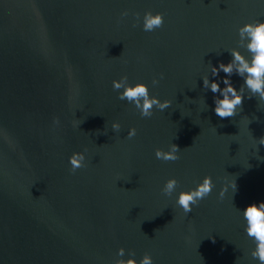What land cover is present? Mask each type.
<instances>
[{"label": "water", "instance_id": "1", "mask_svg": "<svg viewBox=\"0 0 264 264\" xmlns=\"http://www.w3.org/2000/svg\"><path fill=\"white\" fill-rule=\"evenodd\" d=\"M149 10L165 17L154 32ZM256 20L264 0H0V264H115L121 247L155 264H258L237 209L264 201V101L246 93L220 118L202 80ZM125 74L172 105L141 117L113 90ZM171 143L180 159H156ZM75 151L87 160L72 172ZM206 175L213 192L188 215L161 191Z\"/></svg>", "mask_w": 264, "mask_h": 264}, {"label": "clouds", "instance_id": "2", "mask_svg": "<svg viewBox=\"0 0 264 264\" xmlns=\"http://www.w3.org/2000/svg\"><path fill=\"white\" fill-rule=\"evenodd\" d=\"M127 15V10L121 13L122 17ZM164 22L163 12L149 10L143 14L142 29L145 32H154L163 27ZM238 37L237 46L228 50L232 57L231 60L228 63L220 62L218 66L209 63L208 74L202 76L204 89L218 94L214 97V112L220 118L237 115L241 111L246 93L249 99L258 97L260 101H264V20L244 23L238 28ZM221 71L225 73V76L221 79H214L219 76ZM234 74L243 80L239 89L232 83L231 77ZM221 83L224 87H221ZM157 84H159V79L154 78L152 85ZM112 87L118 93V99L133 105L140 116L144 118L151 117L154 109L164 111L173 103L169 99L162 100L158 95H153L148 83L131 82L126 74L120 76L119 79H114ZM54 123L59 124V120H55ZM121 127L119 121L111 123V129L114 132H119ZM136 135L135 127H131L127 132L129 139ZM253 140L256 142L255 148L257 144L264 145V137L258 141L254 138ZM180 152L179 146L171 143L166 149L156 148L155 157L165 162L177 161L180 159ZM68 160L71 171L76 172L86 166L87 157L84 151H75ZM178 184L179 181L176 177H170L164 182L161 191L165 196L174 198L176 206L182 210L184 215L191 213L194 206H198L203 199L208 197L215 187L211 175L204 176L188 190L177 192ZM236 189V182L229 180L220 189L219 196L224 198L230 190L233 195ZM237 210L244 221L246 235L255 245L250 255L258 261V264H264V201L251 203L245 208ZM117 256L120 258L115 261V264H155L151 254L145 253L137 259L135 253H129L124 247L118 249Z\"/></svg>", "mask_w": 264, "mask_h": 264}]
</instances>
